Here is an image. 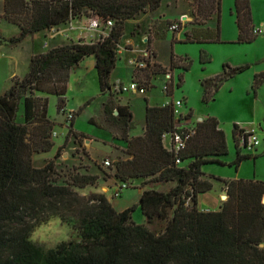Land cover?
Wrapping results in <instances>:
<instances>
[{"label": "trees", "instance_id": "obj_1", "mask_svg": "<svg viewBox=\"0 0 264 264\" xmlns=\"http://www.w3.org/2000/svg\"><path fill=\"white\" fill-rule=\"evenodd\" d=\"M162 1L5 0L0 17L20 27V33L9 40L13 44L83 15L98 16L103 22L112 19L113 26L94 42L79 39L33 55L28 74L0 95V264H264L263 180H226L227 198L220 209L206 211L197 205L198 196L213 187L209 179L203 178V164L218 161L229 151L226 134L215 116L198 122L196 134L176 154L165 148L162 138L175 124L172 103L148 104L145 133L135 137L129 136L133 115L128 107L116 104L114 99L103 104L105 121L122 128L126 152L131 155L114 162L113 177L122 182L143 180L139 202L122 211L104 192L82 194L77 190L96 185L98 174L75 168L60 183L55 159L43 166L34 163V152H49L55 146V122L48 115V97L37 96L34 91L57 95L58 110L65 111L71 70L86 56L95 55L101 89L114 93L110 77L126 21L148 9H157ZM221 4L222 0H194V22L202 25L215 16L217 25L193 29L186 33V40L220 39ZM234 9L239 41L255 40L258 34L254 32L251 0H235ZM153 53L149 45L147 56L142 58ZM190 65L188 58L172 54L170 69L149 63L144 68L136 67L133 79L150 90L156 75L171 72L174 67L187 70ZM244 69L225 64L220 74L203 80L205 98ZM166 81L167 94L173 96V76ZM263 82L264 72L254 76L255 95ZM22 99L24 122H18ZM244 131L234 124L237 168L244 159L256 156L241 151L240 135ZM70 132L79 136L72 126ZM68 138L55 157L60 156ZM177 157L180 164L176 163ZM166 182L174 185L167 190L149 188V184ZM137 207L146 222L133 219ZM50 216L61 217L77 233L69 242L45 251L28 243L26 237L33 221H45Z\"/></svg>", "mask_w": 264, "mask_h": 264}, {"label": "rangeland", "instance_id": "obj_2", "mask_svg": "<svg viewBox=\"0 0 264 264\" xmlns=\"http://www.w3.org/2000/svg\"><path fill=\"white\" fill-rule=\"evenodd\" d=\"M234 8L235 0H222L221 35L219 40L189 41L185 38L186 30L183 28L178 35V40L172 41V33H170L167 40L160 43L162 57L167 59L173 53L176 57L183 58V60L188 58L191 62L190 68L187 70L182 67H174L172 71L175 86L174 97L185 100L183 109L191 113L193 120H197L199 117L215 116L219 120L220 128L224 130L227 137L228 153L219 156L218 161L208 162L202 166V171L211 178L213 183V187L208 193L200 194L201 202L202 204L204 203L202 209L206 210H217L219 208V204L222 203L221 194L226 190V180L242 178L264 181V83L258 89L256 95L252 86L253 83H251L253 77L258 74L257 71L264 70V35L259 34L255 40L250 42H240ZM252 14L253 24L264 27V0H252ZM90 16H82L84 17L83 22L85 25H88L90 21L88 17ZM173 22L174 20H170L168 25L175 24ZM212 24L216 26L217 21L214 20ZM69 32L72 38L76 37L78 33L77 31ZM19 33L20 27L18 25L0 17V37L3 40L2 46L6 48L0 47V95L8 91L15 80L23 79L30 70L29 48L32 39L27 38L26 43L19 48H15L14 45L16 44L9 41L10 38ZM36 35L35 49L41 50L46 36H44L43 32H37ZM96 40L98 39L95 38L94 41ZM73 41L75 39L68 42ZM120 57L118 64H116L115 75L126 80L130 66L127 63L126 54H122ZM225 64L232 68L245 66V69L226 79L206 99L202 81L213 75L220 74ZM96 68L94 57L88 55L77 64L74 70H71L66 87L65 111L58 110L57 95L50 94L48 96V115L55 122L53 132H56V135L52 134L55 146L49 152H34V163L36 166H43L50 159H55L60 172V183H63L69 172L75 168L82 173H86L93 172V167L95 170H99L100 177L103 176L112 181L114 162L127 156L125 150L121 149L122 144H125V140L122 138V128L106 122L103 112V104L105 102L111 99L119 101L122 96L116 93L111 94L108 89L105 91L101 89ZM166 69H170V67H166ZM180 82L181 86L177 87ZM163 84L162 77H159L155 82L156 87L152 89L155 95L154 103H160L166 99L162 89ZM34 94L40 97L47 96V93L43 91H34ZM22 103L23 99L20 102L17 113L18 122H24V107ZM138 104H133V111L136 114L134 133L141 129L145 115L144 100L140 98ZM66 110L75 112L74 129L83 133L80 134L78 132L79 136L77 138L70 132L71 123L67 122ZM234 124L255 129L260 139V144L253 151L247 150L240 143L243 153H253L256 156L244 159L238 168L234 163L237 156V145L233 135ZM32 136L33 133L31 132L30 139H32ZM67 136L69 138L65 148L61 150L60 156L55 157L58 147L61 146L62 142H65ZM88 137L96 139L92 145H90L92 141ZM113 147L119 150L114 149L113 151ZM90 149L92 153L89 155ZM95 149L103 152H98V155ZM106 150L107 152L105 153ZM108 158L112 162V167L103 165L104 160ZM100 184H105L102 180H98L96 186H99L101 190ZM127 184L128 187L123 190L120 196L116 197L114 194L116 188L114 190L110 188L107 194L111 200L126 201L133 206L136 202L135 198L138 196L136 186L140 182L138 184V181H129ZM149 185L151 186H148L149 188L167 190L174 183L166 182ZM92 186L77 190L82 194H89L91 188H97ZM224 195H227V193H224ZM133 219L136 222L138 221V223L140 221L146 222L140 207L133 211ZM76 233L77 231L73 229L70 236L72 237Z\"/></svg>", "mask_w": 264, "mask_h": 264}, {"label": "crops", "instance_id": "obj_3", "mask_svg": "<svg viewBox=\"0 0 264 264\" xmlns=\"http://www.w3.org/2000/svg\"><path fill=\"white\" fill-rule=\"evenodd\" d=\"M251 6H252V0H251ZM4 11H5V0H2V1L0 0V14H3ZM195 15H196V6L194 5V0H163L162 4L157 9H155V10L148 9L146 11H143V12L137 14L135 17L129 18L126 21L124 34H123V36H122V38L118 44L116 64H118V62L121 58L120 56L122 54H126L127 63L130 66L129 67V75H128V78L126 80L123 79L122 77H116V75H115V71L117 69V66H116L114 68V70L112 71L110 78H111V84H112L113 92L116 94H121L120 96H122V97H120L119 101H116V104L122 105V106H127L133 115V126L129 130V136L130 137L143 135L145 133V130H146V109H147L148 104L163 106L167 102V100H169V99H180V98H175L174 95L170 96L164 90V84L167 80L166 73H164V74L160 73V74L156 75V77L153 78V80H152V82L154 84V87L152 89H154L156 87L155 82L157 81V79L159 77H162V79L164 81L162 89L165 93L166 99L160 103H158V102L154 103L155 95H154V92L152 89L147 90L146 93H138V92H133V91L118 92V91H116V87L119 86L120 84H128L131 80H133L134 70L136 67V60L142 58L147 53L149 45H151V49L154 52L153 56H152V62L160 63L162 66L169 68L171 66L173 53H171V54L169 53L170 55H169V57H167V59L165 57H162L161 52H160V43L162 41L167 40L170 33H172V41H174V40H178V35H179V33H181L183 28L186 30V33H190L193 29H198V28L203 27L205 30L206 28H215L216 27L214 24H212V22L214 20L217 21L215 16L212 17V19L205 22L204 24L198 25L197 23L194 22ZM188 19H190V20H188ZM170 20H174L173 23L178 24L177 30H172L170 28L171 25L170 26L168 25L170 23ZM83 21H84V17L71 18L67 23L39 31V32H43L45 34L44 36H46V39L42 43V49L41 50L35 49L36 48L35 38L37 36L36 35L37 32L29 34L24 41L19 42V44L14 45V47L15 48L22 47V45L26 43L27 38L28 39L31 38L32 43H31L30 48H29V56H30V60H31L33 55L46 52L47 50H49L53 47L62 45L68 41H72V39H75V41H78L79 39H83L86 42H94L95 38L99 39L100 36L107 35L109 33L108 29H106L105 34H102V35H100L98 32H93L87 28V25H85ZM69 31H77L78 33H77L76 37L72 38L69 35V33H70ZM238 32H239V28H238ZM186 33H185V38H186ZM262 34L264 35V33H262ZM64 36L66 39L64 38ZM4 40H6V39H4ZM2 43H3V40L0 39V47L6 49L4 46H2ZM92 57H94L95 67H96V56L92 55ZM76 67H77V65L73 68V70ZM172 71L169 73L170 75H172ZM260 72H264V70L261 69V70L257 71V73H260ZM253 81H254V77H253V80L251 83H253ZM263 83L260 85V87L263 85ZM49 95L50 94H47V97ZM140 98H142L145 102L144 121H143V124L141 126V129L139 131H136V133H134L136 114L133 111V107H134L133 104H138V101ZM48 100H49V97H48ZM182 100H184V99H182ZM184 104H185V100H184ZM140 110H141V107H140ZM190 115H191V113H190ZM199 118L202 120L204 119L202 117H199ZM72 124H73L72 127L74 129V125H75L74 121ZM240 127H242L245 130H251L252 129V128L244 127L241 125H240ZM75 131L77 133L80 132L77 129ZM80 134H83V133L80 132ZM87 136H89V135H87ZM75 138H77V137L75 136ZM88 139L90 141H92L90 143V145H92V143L96 140L94 137H88ZM64 143L62 142L60 145H63ZM127 147H128V145H127V142L125 141V144L124 143L122 144L121 149L125 150V153L127 156L126 157L124 156L122 159L131 158V155L127 154V152H126ZM87 149H89V148H87ZM114 149L117 151L119 150V149L113 147L112 150L114 151ZM90 151L91 152L88 153L89 155L92 153L91 149H90ZM95 151H97L98 155H99L98 152H100V153L103 152V151H100L97 149H95ZM106 152H107V150L105 151V153ZM92 171L93 172H91V173L100 175L99 170H95L94 167L92 168ZM203 178L209 179L211 181V178L206 176V175H204ZM99 180H102V182H104V184H105V185L100 184V188L102 191L99 189V186L97 187L96 185H94L92 187H97V188H91V192H104V193H106L107 196H108L107 192L110 190V188H112V190H114L120 182L114 177L112 178V181H109L108 179L104 178L103 176H101L99 178ZM136 181H138V184L140 182V184L138 186H136L138 189V196L135 198L136 202L134 204L139 202L142 191L144 189V187L142 185L143 180L139 179V178L134 179V182H136ZM87 187H89V186H87ZM87 187H85V188H87ZM209 191H207L205 193H201V194H206ZM226 192H227V187H226V190L224 192H222L221 196H223L224 193H226ZM84 194H86V193H84ZM200 196L201 195L198 196V203H197L198 208L201 210H206V209H202V205L204 203L202 204ZM108 198L111 200V198L109 196H108ZM222 201H223V197H222ZM111 202L113 203L115 208L119 211H122V210L131 206L130 203H127L126 201L119 202L116 200H111ZM222 203L219 204L218 209H220ZM208 210L209 209H207L206 211H208ZM140 223H144V221H140Z\"/></svg>", "mask_w": 264, "mask_h": 264}, {"label": "built area", "instance_id": "obj_4", "mask_svg": "<svg viewBox=\"0 0 264 264\" xmlns=\"http://www.w3.org/2000/svg\"><path fill=\"white\" fill-rule=\"evenodd\" d=\"M89 23L87 25V28L93 32H98L100 35L105 34L106 29H110L113 26V20L108 19L106 22H103L98 16H90ZM172 30L178 29V24H172L170 26ZM264 27L263 26H255L254 32L256 34H262L264 33ZM105 36V35H102ZM101 37V36H100ZM147 53L143 56L146 57ZM149 63L152 62V56L149 58H140L136 60V67L144 68L147 67ZM135 67V68H136ZM170 72L166 73L167 80H170L172 78V75L169 74ZM167 82V81H166ZM164 84V90L167 92V83ZM116 91L118 92H124V91H133L138 93H146L147 89L140 86L137 80H131L128 84H120L116 87ZM173 105V110L175 114V124L169 131H166L162 138H163V144L165 145V148H167L169 151H172L176 154L179 153L180 150L185 148L187 142L196 134L197 132V126L198 122L202 121V119L198 118L197 120H193L192 116L189 112H186L183 110L184 107V100L182 99H169L164 104H170ZM67 122L71 123L69 129L72 126V120L75 117V112L73 111H67ZM53 135H56V132H53ZM240 143L249 151L256 150V147L260 144L259 136L255 129L251 130H245L240 135ZM176 163L180 164L181 159L179 157L176 158ZM106 166H112V162L110 159H105L103 162ZM128 187L127 182H121L116 189L114 190V194L117 196H120L124 189ZM191 201V196L187 198L186 204L188 205Z\"/></svg>", "mask_w": 264, "mask_h": 264}, {"label": "clouds", "instance_id": "obj_5", "mask_svg": "<svg viewBox=\"0 0 264 264\" xmlns=\"http://www.w3.org/2000/svg\"><path fill=\"white\" fill-rule=\"evenodd\" d=\"M33 227L27 234L28 243L44 248L45 251L54 250L61 243L70 241L73 228L59 216H50L41 222L33 221Z\"/></svg>", "mask_w": 264, "mask_h": 264}, {"label": "water", "instance_id": "obj_6", "mask_svg": "<svg viewBox=\"0 0 264 264\" xmlns=\"http://www.w3.org/2000/svg\"><path fill=\"white\" fill-rule=\"evenodd\" d=\"M223 200L227 198V195H223ZM263 203H264V197H263Z\"/></svg>", "mask_w": 264, "mask_h": 264}]
</instances>
